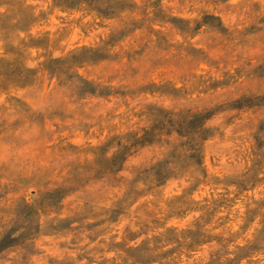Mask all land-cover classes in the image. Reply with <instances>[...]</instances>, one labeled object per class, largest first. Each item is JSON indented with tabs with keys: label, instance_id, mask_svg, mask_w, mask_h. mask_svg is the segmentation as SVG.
Returning a JSON list of instances; mask_svg holds the SVG:
<instances>
[{
	"label": "rangeland",
	"instance_id": "rangeland-1",
	"mask_svg": "<svg viewBox=\"0 0 264 264\" xmlns=\"http://www.w3.org/2000/svg\"><path fill=\"white\" fill-rule=\"evenodd\" d=\"M190 5L0 0V135L12 131L0 141L12 160L0 165V264H264V5L206 0L203 21L219 31L202 40L199 20L187 31ZM78 81L102 91L86 96ZM217 85L235 89L237 111L192 138L197 170L140 180L189 145L180 128L154 127L153 110L178 117L171 94ZM36 106L56 118L25 125ZM132 136L155 142L104 162ZM21 216L35 228L13 239Z\"/></svg>",
	"mask_w": 264,
	"mask_h": 264
},
{
	"label": "clouds",
	"instance_id": "clouds-1",
	"mask_svg": "<svg viewBox=\"0 0 264 264\" xmlns=\"http://www.w3.org/2000/svg\"><path fill=\"white\" fill-rule=\"evenodd\" d=\"M206 0H191L192 11L189 12L187 8L184 11L185 18L190 21L187 26V31L192 33L196 28V21H200L199 25V36L196 38L202 40L206 38L207 35L211 33V30L219 31V27L214 22H204L202 18L201 9L204 8ZM259 2L264 5V0H259ZM229 3L235 7L242 3V0H229ZM4 9L0 8V12H3ZM264 14V10L262 13ZM240 19H244L243 16ZM230 20L234 23L236 20L235 16H231ZM179 43L184 44L185 39L177 37ZM191 39V37H187ZM195 43V40L192 41ZM57 56L60 53H56ZM77 86L84 92L86 96L98 95L102 89L98 88L96 85L88 86L83 82H77ZM217 91L208 90L207 95H201L199 89H191L185 96L183 93L180 94L183 98L177 97V94L173 93L169 96V102L164 106L173 110L182 109L178 117H172L166 112H161L157 109L153 110L152 113V124L154 127H167V128H180L182 134L185 137L189 138V145L183 149V154H177L176 152H171L168 157H157L160 161L156 163L152 162V166L145 165V170L140 180L151 178L159 182L161 180L168 179V174L170 170L176 168H187L195 172L199 167L200 152L197 147L192 145L195 143L194 137H199L201 141H206L213 134L212 130L209 129V124L212 120L216 119L218 116H223L228 118L230 114H233L237 111L236 104L232 103L235 99V89L224 87L223 85H217ZM195 92V95L192 94ZM141 95V98L144 101V104H156L160 105L162 101L153 96H145L142 93H137ZM144 105H141L143 107ZM135 107V104H133ZM56 118V115L52 112H41L39 107H33L32 112H28L25 109V112L19 117L25 123L29 124L31 121L35 120L37 125L40 121L47 120L49 118ZM11 124V120L9 122ZM135 124V121L132 122ZM146 123V122H145ZM8 127V126H5ZM33 128H36V125H33ZM99 134V133H98ZM12 131L9 128L7 132H4L0 135V141H3L6 137H11ZM154 139L151 136L148 139H140L139 137H127L126 143L128 145V151H125L123 143L113 141L111 144L107 145L104 151V162L109 166H113L112 158L117 154L127 155L131 151L146 147L148 144L154 143ZM14 155V153L12 154ZM12 160L9 154L0 155V165H11ZM103 173H101L102 175ZM123 174V173H120ZM70 182L75 183L80 179L79 172L73 170L71 175L67 177ZM142 186V185H141ZM193 215H199V213H194ZM191 219V217H189ZM35 225L31 223L30 220H25L23 216L19 219L16 225V231L11 233V238L15 239L16 237H21L22 234H26L34 230ZM82 264H87V261H83Z\"/></svg>",
	"mask_w": 264,
	"mask_h": 264
}]
</instances>
